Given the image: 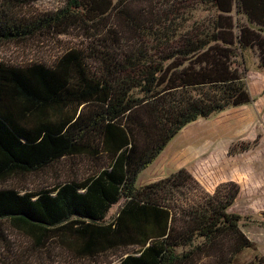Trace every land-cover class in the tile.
<instances>
[{
	"label": "trees",
	"instance_id": "trees-1",
	"mask_svg": "<svg viewBox=\"0 0 264 264\" xmlns=\"http://www.w3.org/2000/svg\"><path fill=\"white\" fill-rule=\"evenodd\" d=\"M9 4L0 42L87 28L96 44L51 65L0 60V183L63 160L88 165L46 189H0V237L10 226L77 259L121 253L118 264H238L254 250L230 212L238 185L209 194L186 169L137 182L187 126L254 103L237 60L256 49L264 69V0H64L32 20ZM198 10L215 15L192 23Z\"/></svg>",
	"mask_w": 264,
	"mask_h": 264
},
{
	"label": "rangeland",
	"instance_id": "rangeland-1",
	"mask_svg": "<svg viewBox=\"0 0 264 264\" xmlns=\"http://www.w3.org/2000/svg\"><path fill=\"white\" fill-rule=\"evenodd\" d=\"M9 1L0 0V9L10 10ZM14 3L12 10L15 16L32 20L56 13L63 7L64 0H14ZM214 15L211 10H198L192 23L208 21ZM233 16L247 25L244 17L236 13ZM95 36L96 33L90 29L74 28L67 35L41 32L34 39L19 44L0 42V60L15 66L51 65L71 49L84 50L89 54L96 44ZM237 63L238 69L245 74L254 103L242 110L228 109L187 126L168 148L179 153L181 149L189 151L186 159L191 169L168 167L166 174L151 176L150 180L143 182L140 178L137 186L166 179L181 169L191 173L209 194H214L223 184L238 185L240 192L230 212L243 218L241 229L255 244L254 250L239 257L238 264H246L256 255L264 257V69L260 67L256 49L247 50ZM246 146L250 147L248 151L235 153ZM87 169L88 165L82 161L63 160L42 173L1 182L0 189L14 188L21 192L46 189L73 177L80 178ZM119 208L120 205L111 210L109 221L117 215ZM3 232L0 237V264H118L122 256L121 253H112L95 260L77 259L57 242L45 241L44 246H40L10 226ZM126 252H133V249Z\"/></svg>",
	"mask_w": 264,
	"mask_h": 264
},
{
	"label": "crops",
	"instance_id": "crops-1",
	"mask_svg": "<svg viewBox=\"0 0 264 264\" xmlns=\"http://www.w3.org/2000/svg\"><path fill=\"white\" fill-rule=\"evenodd\" d=\"M249 106H243V107H239L237 109L242 110L245 109ZM227 112V111H225ZM223 113V112H222ZM197 123V122H196ZM187 128V127H186ZM185 128V129H186ZM184 129V130H185ZM171 144V143H170ZM169 147V146H168ZM166 148V150L161 154V156L154 162V164L152 166H150L146 171H144L140 177L142 178V182L145 180H150L149 178L152 177H156V175L159 174H166L165 173V169L169 168H173V169H178L181 167H185L188 169H191L189 167V165L187 164V159L186 157L189 154V151H186V149H181V153H179L178 151L174 150V151H169V148ZM177 152V153H176ZM181 159V160H180ZM195 174V173H194ZM196 175V174H195ZM145 176V177H143ZM197 176V175H196ZM138 179V181H139ZM140 180V181H141ZM143 185L140 184V187H142Z\"/></svg>",
	"mask_w": 264,
	"mask_h": 264
}]
</instances>
